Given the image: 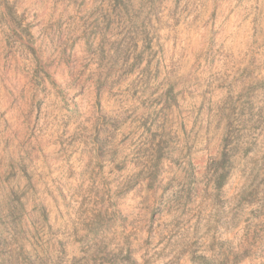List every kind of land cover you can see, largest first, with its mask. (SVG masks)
I'll return each mask as SVG.
<instances>
[{
    "label": "rangeland",
    "instance_id": "rangeland-1",
    "mask_svg": "<svg viewBox=\"0 0 264 264\" xmlns=\"http://www.w3.org/2000/svg\"><path fill=\"white\" fill-rule=\"evenodd\" d=\"M0 264H264V0H0Z\"/></svg>",
    "mask_w": 264,
    "mask_h": 264
},
{
    "label": "trees",
    "instance_id": "trees-1",
    "mask_svg": "<svg viewBox=\"0 0 264 264\" xmlns=\"http://www.w3.org/2000/svg\"><path fill=\"white\" fill-rule=\"evenodd\" d=\"M221 186H222V184H221V183H219V184H218V187H221Z\"/></svg>",
    "mask_w": 264,
    "mask_h": 264
}]
</instances>
